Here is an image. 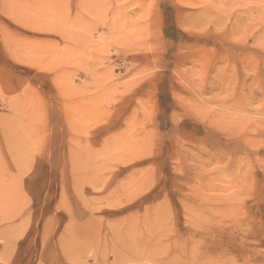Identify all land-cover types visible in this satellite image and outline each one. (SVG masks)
<instances>
[{
	"label": "rangeland",
	"instance_id": "obj_1",
	"mask_svg": "<svg viewBox=\"0 0 264 264\" xmlns=\"http://www.w3.org/2000/svg\"><path fill=\"white\" fill-rule=\"evenodd\" d=\"M173 260L264 264V0H0V264Z\"/></svg>",
	"mask_w": 264,
	"mask_h": 264
},
{
	"label": "bare ground",
	"instance_id": "obj_2",
	"mask_svg": "<svg viewBox=\"0 0 264 264\" xmlns=\"http://www.w3.org/2000/svg\"><path fill=\"white\" fill-rule=\"evenodd\" d=\"M253 212H254V211H253ZM248 215H249V214H248ZM243 238H244V237H243ZM171 261H172V260H171ZM170 264H171V263H170ZM173 264H177V263H176V260H173Z\"/></svg>",
	"mask_w": 264,
	"mask_h": 264
}]
</instances>
